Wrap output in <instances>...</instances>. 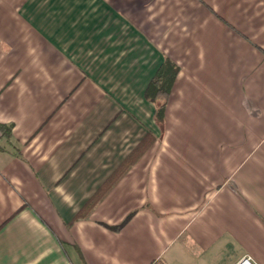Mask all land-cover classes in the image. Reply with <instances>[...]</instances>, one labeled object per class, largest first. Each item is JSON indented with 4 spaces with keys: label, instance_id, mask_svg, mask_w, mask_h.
<instances>
[{
    "label": "crops",
    "instance_id": "crops-1",
    "mask_svg": "<svg viewBox=\"0 0 264 264\" xmlns=\"http://www.w3.org/2000/svg\"><path fill=\"white\" fill-rule=\"evenodd\" d=\"M0 126V264H264V0H0Z\"/></svg>",
    "mask_w": 264,
    "mask_h": 264
},
{
    "label": "trees",
    "instance_id": "trees-1",
    "mask_svg": "<svg viewBox=\"0 0 264 264\" xmlns=\"http://www.w3.org/2000/svg\"><path fill=\"white\" fill-rule=\"evenodd\" d=\"M174 68L170 63H163L159 68L156 75L151 80L145 96L147 98H156L161 97V102L156 104L154 118L156 123L163 127V116H164V107H165V97L168 93L169 87V76L173 77ZM2 136L7 140L11 139L10 128H4L0 126ZM152 139L149 135H146L143 140L131 151V153L124 159V161L119 165V167L111 174V176L104 182L101 188L96 192V194L86 203L84 208L79 212L78 216H82L83 212L89 211L95 203H97L101 197L107 192V190L125 173L131 165L141 156V154L149 147ZM125 223V222H123ZM118 225L116 227H111L112 230H118L123 225Z\"/></svg>",
    "mask_w": 264,
    "mask_h": 264
},
{
    "label": "built area",
    "instance_id": "built-area-1",
    "mask_svg": "<svg viewBox=\"0 0 264 264\" xmlns=\"http://www.w3.org/2000/svg\"><path fill=\"white\" fill-rule=\"evenodd\" d=\"M238 264H253V263H251L250 260H248V258H245L241 260V262H239Z\"/></svg>",
    "mask_w": 264,
    "mask_h": 264
}]
</instances>
